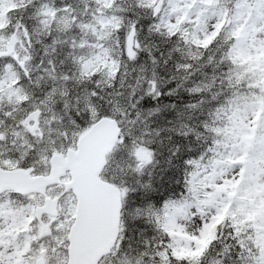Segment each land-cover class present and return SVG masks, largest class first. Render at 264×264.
Here are the masks:
<instances>
[{
  "label": "snow or ice",
  "instance_id": "6c2138e0",
  "mask_svg": "<svg viewBox=\"0 0 264 264\" xmlns=\"http://www.w3.org/2000/svg\"><path fill=\"white\" fill-rule=\"evenodd\" d=\"M0 264H264V0H0Z\"/></svg>",
  "mask_w": 264,
  "mask_h": 264
},
{
  "label": "clouds",
  "instance_id": "9594fccd",
  "mask_svg": "<svg viewBox=\"0 0 264 264\" xmlns=\"http://www.w3.org/2000/svg\"><path fill=\"white\" fill-rule=\"evenodd\" d=\"M151 151H153V152H156V149H150ZM162 154V153H161ZM159 164H160V160H159V158L157 157L156 158V166L158 167L159 166Z\"/></svg>",
  "mask_w": 264,
  "mask_h": 264
}]
</instances>
